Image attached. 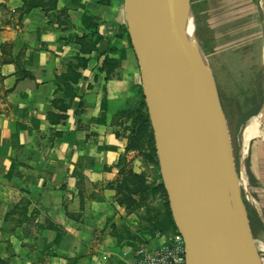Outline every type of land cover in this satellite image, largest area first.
<instances>
[{
  "label": "crops",
  "instance_id": "crops-1",
  "mask_svg": "<svg viewBox=\"0 0 264 264\" xmlns=\"http://www.w3.org/2000/svg\"><path fill=\"white\" fill-rule=\"evenodd\" d=\"M50 1L23 10L25 0H0V264H129L128 243L103 209L110 196L102 195L127 153L111 107L135 89L138 74L122 7L119 0ZM82 35L95 40L91 52L80 50ZM114 43L121 65L106 76L102 60L117 56L108 51ZM262 107L249 115L263 110L246 141L241 128L240 166L264 250Z\"/></svg>",
  "mask_w": 264,
  "mask_h": 264
},
{
  "label": "water",
  "instance_id": "water-1",
  "mask_svg": "<svg viewBox=\"0 0 264 264\" xmlns=\"http://www.w3.org/2000/svg\"><path fill=\"white\" fill-rule=\"evenodd\" d=\"M184 1L123 0V15L185 264H261L224 114L196 76ZM195 152L209 161L207 168L197 165Z\"/></svg>",
  "mask_w": 264,
  "mask_h": 264
},
{
  "label": "rangeland",
  "instance_id": "rangeland-1",
  "mask_svg": "<svg viewBox=\"0 0 264 264\" xmlns=\"http://www.w3.org/2000/svg\"><path fill=\"white\" fill-rule=\"evenodd\" d=\"M119 3L123 11V0H119ZM185 6V10L186 8L187 10L184 12V17L191 26V39H193L202 67H205L210 80L206 89L209 91L213 85L215 100L226 120L235 174L246 213L248 210L256 214L254 194L240 166L242 161L240 131L250 114H254L262 106L264 109L262 83L264 19L260 9V0H185ZM121 29L126 35V48L130 51L133 50L127 29L126 32L123 31V26ZM121 49L117 43L108 47V51L117 54V56H109L117 60V64L110 74L121 65ZM134 61L138 71L135 89L126 98L116 100V103L112 104L109 119L113 129L126 137L132 134L133 128L136 126L134 122L135 110L140 107V110L147 111L146 105H140L143 94L139 63L135 53ZM150 131L153 134L151 124L145 128L143 133L144 147L142 151L128 150L123 155L119 173L117 171L119 179L123 178V171L127 169L144 173L148 183L145 201L141 202L138 207L125 209L117 202L118 194L115 192L114 184L106 186L108 191L102 192L104 197L110 196L105 205L103 204L107 219L110 222L113 221L114 227L117 225L122 231L119 241L128 243L126 250L132 256L140 246L148 248L157 246L171 231L155 230L152 234L144 227L147 224L146 217L159 216L164 200L163 194L154 189L155 185L162 180L156 149L152 153L149 148ZM152 139L154 145V137ZM148 154H151L153 160H150ZM111 188L114 191L111 192ZM249 227L259 261L264 264V250L259 247V241L263 238L259 236L262 226L258 218L253 220L252 227L249 222Z\"/></svg>",
  "mask_w": 264,
  "mask_h": 264
},
{
  "label": "trees",
  "instance_id": "trees-1",
  "mask_svg": "<svg viewBox=\"0 0 264 264\" xmlns=\"http://www.w3.org/2000/svg\"><path fill=\"white\" fill-rule=\"evenodd\" d=\"M56 0H51V5H53L55 3ZM102 1H106L107 0H102ZM25 9L26 10L32 6H35L37 4L42 3L41 0H25ZM123 31L126 32V26H125V22L123 23ZM78 41H80V50L82 52H91V50L96 48L95 45V40H86L85 36L82 35L81 37L78 38ZM111 50V48H110ZM79 64H85L86 62V58L85 57H79ZM117 64V60H115L112 57H109L108 55H105L103 60H102V65L101 67L103 69H105L106 71V76H109L112 69L114 68V66H116ZM71 71H72V75H69L70 80L75 81L77 80V78L79 77V73L76 72L74 70V68H72V66H70ZM70 88V86H68ZM140 105L141 106H145V100L142 96V100L140 101ZM135 114H134V122L136 123V126L133 128L132 134L127 136V144L125 146L126 151L128 150H141L144 147V143L142 140L143 137V133L145 132V128H147V126H150L149 123V118H148V114L147 111H142L140 110V107H138L135 110ZM63 116V115H62ZM64 117V116H63ZM116 132V131H115ZM116 134H119L118 132H116ZM153 134L149 133L148 139L150 141L149 144V148L151 149L150 152L154 153L155 150V146L153 145ZM148 157H150V160H153V157L151 156V154H148ZM122 158L123 155L119 157L116 166L118 167V173L119 170L121 169V163H122ZM124 172V176L122 179L116 178L114 181V189L116 190V194H118V198H117V202L120 205H123V207L125 209H130V208H135L138 207V205L145 201V199L147 198V189H148V183L146 181V177L144 175V173L142 172H135L132 170H125ZM154 189L159 190L162 194H163V208L162 210L159 211V216L158 215H153L150 217H146L147 220V224L144 225L145 228L148 229L149 232H151L152 234L155 232V230H159V231H166V230H171L172 232L175 231L177 229L174 219L172 217L171 214V210L169 207V203H168V198H167V193L166 190L164 188V185L162 183V181H159ZM247 216L249 218V222L250 225L252 227V222L254 219H257L258 216L247 210ZM259 220V218H258ZM122 237V234L120 236V238Z\"/></svg>",
  "mask_w": 264,
  "mask_h": 264
},
{
  "label": "built area",
  "instance_id": "built-area-1",
  "mask_svg": "<svg viewBox=\"0 0 264 264\" xmlns=\"http://www.w3.org/2000/svg\"><path fill=\"white\" fill-rule=\"evenodd\" d=\"M186 247L183 234L170 231L163 241L153 248L140 246L129 264H185Z\"/></svg>",
  "mask_w": 264,
  "mask_h": 264
},
{
  "label": "bare ground",
  "instance_id": "bare-ground-1",
  "mask_svg": "<svg viewBox=\"0 0 264 264\" xmlns=\"http://www.w3.org/2000/svg\"><path fill=\"white\" fill-rule=\"evenodd\" d=\"M260 9H261V11H262V13L264 15V0H260ZM186 10H187V8H186ZM186 10H184V12ZM263 19H264V16H263ZM183 22H184V27H185L186 34L189 37H191L190 36V27L191 26L187 23V20L185 19V17H183ZM263 27H264V20H263ZM262 49H263V59L262 60L264 61V46H263ZM195 71H196V76H197V79H198V81L200 83V86H201L202 90L208 96H210L212 99H215V93L213 92V85H211V87H210L211 89L209 88L210 89L209 91L206 89V87L209 85V81L210 80H209V77L207 75V71H206L205 67H202V64H201L200 59H199V54L196 57ZM262 83H263V90H264V74H263V81H262ZM261 112H263V110H261L256 115L249 116L246 119V121L244 122L243 127H242V131H243V137H244V140L245 141H246L247 138H249L252 134H254L256 132L257 126H258V122H259V118H260V115H261ZM194 160L197 163V165H199L201 168H207L209 166V164H210L209 161H206L201 156V154L198 153V152H195V154H194Z\"/></svg>",
  "mask_w": 264,
  "mask_h": 264
}]
</instances>
